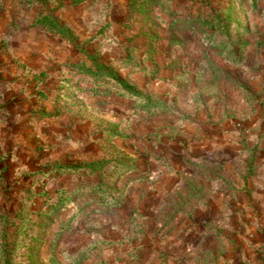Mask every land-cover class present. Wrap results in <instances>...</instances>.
Returning <instances> with one entry per match:
<instances>
[{
  "label": "rangeland",
  "instance_id": "1",
  "mask_svg": "<svg viewBox=\"0 0 264 264\" xmlns=\"http://www.w3.org/2000/svg\"><path fill=\"white\" fill-rule=\"evenodd\" d=\"M0 53V264H194L213 235L224 258L264 238L241 202L264 0H0Z\"/></svg>",
  "mask_w": 264,
  "mask_h": 264
},
{
  "label": "crops",
  "instance_id": "2",
  "mask_svg": "<svg viewBox=\"0 0 264 264\" xmlns=\"http://www.w3.org/2000/svg\"><path fill=\"white\" fill-rule=\"evenodd\" d=\"M0 60H5L6 55L0 53ZM6 65V64H5ZM0 66H4V62L0 64ZM260 168H259V174L260 178L256 179L254 181H250L248 183V187L250 188V192L252 197L248 200L247 198H244L243 201V206L248 207V210L243 212L244 219L246 218L247 220H255L258 219L261 223L262 226H264V151H260ZM243 195L246 197L247 192H243ZM222 196V195H221ZM231 199H226L224 200L223 197H219V195H215L214 198L218 200V202L224 203L226 201L227 203H232L239 206L240 203L237 201V199L234 198V195H231ZM257 203V204H255ZM253 204L254 206H251ZM257 209L255 210L256 207ZM215 214V215H214ZM211 216L213 218L221 219L225 218L228 220H232L231 224H234V220L241 218L239 215H235L233 212L230 213V215L223 216L221 213L217 212H212ZM233 227V226H232ZM250 230H252L250 228ZM263 233H264V228H263ZM262 233V234H263ZM234 238L237 237L235 233H233ZM257 237V243L250 245L246 243H241L238 246L235 245H230L226 249V256L221 257L220 254L222 250L220 249L218 237H215L213 235L212 238H215V246L212 248L210 246L209 248H204L201 246L198 250L200 251V258L195 257L194 259V264H264V238L260 237V234L258 233L255 235ZM240 239V238H239ZM250 239V238H249ZM207 247V246H206ZM198 250L193 251L194 254L196 255V252L198 253ZM216 253V254H215ZM215 255H217L215 257ZM214 261V262H213ZM225 262V263H224Z\"/></svg>",
  "mask_w": 264,
  "mask_h": 264
},
{
  "label": "trees",
  "instance_id": "3",
  "mask_svg": "<svg viewBox=\"0 0 264 264\" xmlns=\"http://www.w3.org/2000/svg\"><path fill=\"white\" fill-rule=\"evenodd\" d=\"M123 84L128 88V89H130L131 88V86L130 85H127V84H125L124 82H123Z\"/></svg>",
  "mask_w": 264,
  "mask_h": 264
}]
</instances>
